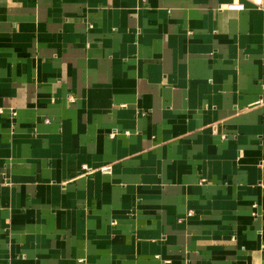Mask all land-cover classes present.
Instances as JSON below:
<instances>
[{"label":"crops","instance_id":"0c3cea01","mask_svg":"<svg viewBox=\"0 0 264 264\" xmlns=\"http://www.w3.org/2000/svg\"><path fill=\"white\" fill-rule=\"evenodd\" d=\"M0 0V264H264V0Z\"/></svg>","mask_w":264,"mask_h":264},{"label":"built area","instance_id":"2783aa9c","mask_svg":"<svg viewBox=\"0 0 264 264\" xmlns=\"http://www.w3.org/2000/svg\"><path fill=\"white\" fill-rule=\"evenodd\" d=\"M255 5H260V0H247ZM218 8H226V9H241L242 4L238 0H231L228 3L221 4L218 6Z\"/></svg>","mask_w":264,"mask_h":264}]
</instances>
